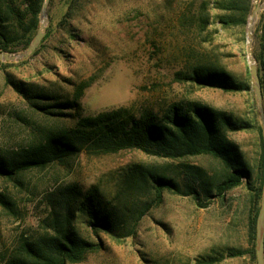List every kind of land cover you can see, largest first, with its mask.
Returning <instances> with one entry per match:
<instances>
[{
	"label": "rangeland",
	"instance_id": "rangeland-1",
	"mask_svg": "<svg viewBox=\"0 0 264 264\" xmlns=\"http://www.w3.org/2000/svg\"><path fill=\"white\" fill-rule=\"evenodd\" d=\"M218 1L226 0H80L84 6L71 12L73 18L69 19L64 16L65 1L53 0L46 12L47 29L53 34L41 50L25 61H0V150L12 154L36 141L41 132L71 124V115L59 118L34 110L8 79L71 97L72 84L89 78L92 82L79 99L87 114L119 106L135 114L144 108L162 114L172 103L197 101L261 125L246 39L251 13L264 0H232L247 10L246 24L232 28H223L216 21L217 15L227 12ZM62 18L66 21L63 29L58 27ZM203 18L208 22L201 28ZM263 19L264 6L252 24L251 49L256 64ZM39 23L40 15L38 27ZM25 48L9 52L20 53ZM193 66L225 69L251 88L232 93L198 87L179 76L190 73ZM256 126L230 134L253 177L260 152ZM135 164L158 173L168 171L167 176L181 189L200 191V202L190 195L163 190L161 202L130 221L136 225L135 234L121 233L115 238L101 231L95 234L85 218L78 216L75 225L79 233L99 246L76 264H197L200 256L208 254L220 255L214 264H257L249 254L252 197L244 185L222 196L205 197L200 190L203 181L216 180L223 173L217 158L198 155L174 159L137 149L104 154L84 151L64 163L27 170L17 181L0 178V190L13 206V211L0 206V264L21 239L45 232L50 199L69 184L75 183L84 191L96 186L126 212L139 207L151 198V192L134 190L130 194L122 188L121 180L124 171Z\"/></svg>",
	"mask_w": 264,
	"mask_h": 264
},
{
	"label": "trees",
	"instance_id": "trees-1",
	"mask_svg": "<svg viewBox=\"0 0 264 264\" xmlns=\"http://www.w3.org/2000/svg\"><path fill=\"white\" fill-rule=\"evenodd\" d=\"M43 1L0 0V51H14L17 47L24 48L29 44L38 28ZM64 1V16L67 15L69 19L73 18L70 16L71 12L84 6L80 0ZM52 3L53 0H50L48 10ZM218 6L227 10L216 17L221 27L232 28L246 24L247 10L241 2L218 1ZM207 22L203 18L201 28ZM65 25L66 21L62 18L58 27L63 29ZM52 34L53 31L48 28L30 57L41 50L43 42ZM56 45L62 46V43L56 41ZM55 48L59 49L57 46ZM257 71L264 113V33L261 35ZM179 76L198 87L216 88L223 92L237 93L251 88L246 81L237 80L225 69L215 66H193L190 73H179ZM7 81L34 110L45 115L54 114L59 118L71 115V124L41 132L36 141L12 154H5L0 150L1 179L17 181V177L27 170L42 169L51 163H64L84 151L104 154L137 149L145 154L174 159L211 155L221 162L223 173L216 180L203 181L200 190L205 197L211 194L222 196L226 191L244 185L252 197L249 254L253 260L256 259L255 222L261 205L264 181V141L259 123L256 126L250 119L227 114L197 101L172 103L162 114L149 108L135 114L124 106L87 114L79 99L92 82L89 78L72 84L71 97L51 93L33 83L10 79ZM255 126L260 152L257 175L253 177L240 146L231 139L230 134L247 131ZM167 174L168 171L158 173L143 164H135L124 171L121 179L124 190L130 194L134 190L151 192V198L145 199L139 207L128 212L120 209L116 201L106 199L96 186L85 191L75 183L65 186L50 199L51 210L45 232L36 238L21 239L4 264H76L83 261L87 254L97 250L99 243L88 240L79 233L75 225L78 216L85 218L95 234L101 231L115 238L121 233L126 236L134 235L136 225L130 221H136L148 208L161 202L163 190L190 195L200 202V191L195 188L181 189L177 181ZM0 206L13 211L12 202L1 190ZM241 253L234 251L233 254ZM219 256H200L197 264H214Z\"/></svg>",
	"mask_w": 264,
	"mask_h": 264
},
{
	"label": "water",
	"instance_id": "water-1",
	"mask_svg": "<svg viewBox=\"0 0 264 264\" xmlns=\"http://www.w3.org/2000/svg\"><path fill=\"white\" fill-rule=\"evenodd\" d=\"M50 0H44L40 13V23L37 31L33 35L29 44L26 48L20 52H9V51H0V61H14L17 59L28 58L39 46L43 37L47 31V6ZM264 6V2L260 6H256L251 13V18L249 20V26L247 30V39H246V52L249 60L248 69L249 74L253 83V92L256 100V104L260 113L261 120V130L264 141V113L262 106V94L260 88V80L257 71V64L254 61L252 56V24L255 16ZM263 161H264V152H263ZM255 254H256V263L264 264V181L262 186V196H261V205L257 213L256 222H255Z\"/></svg>",
	"mask_w": 264,
	"mask_h": 264
}]
</instances>
